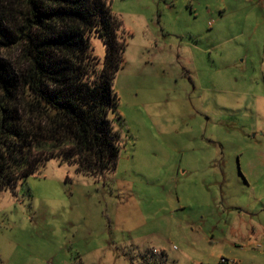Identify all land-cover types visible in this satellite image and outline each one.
Segmentation results:
<instances>
[{
    "label": "rangeland",
    "instance_id": "rangeland-1",
    "mask_svg": "<svg viewBox=\"0 0 264 264\" xmlns=\"http://www.w3.org/2000/svg\"><path fill=\"white\" fill-rule=\"evenodd\" d=\"M110 2L117 167L51 158L0 191V264H264V0Z\"/></svg>",
    "mask_w": 264,
    "mask_h": 264
},
{
    "label": "trees",
    "instance_id": "trees-1",
    "mask_svg": "<svg viewBox=\"0 0 264 264\" xmlns=\"http://www.w3.org/2000/svg\"><path fill=\"white\" fill-rule=\"evenodd\" d=\"M129 35L110 0H0V191L51 158L95 176L116 169L123 140L109 114Z\"/></svg>",
    "mask_w": 264,
    "mask_h": 264
},
{
    "label": "built area",
    "instance_id": "built-area-1",
    "mask_svg": "<svg viewBox=\"0 0 264 264\" xmlns=\"http://www.w3.org/2000/svg\"><path fill=\"white\" fill-rule=\"evenodd\" d=\"M259 246L264 247V240L261 243H259Z\"/></svg>",
    "mask_w": 264,
    "mask_h": 264
}]
</instances>
